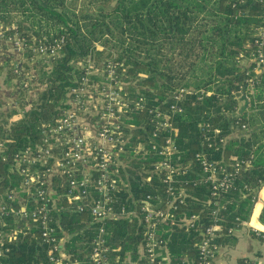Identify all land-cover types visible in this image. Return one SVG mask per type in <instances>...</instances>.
I'll use <instances>...</instances> for the list:
<instances>
[{
  "label": "trees",
  "instance_id": "16d2710c",
  "mask_svg": "<svg viewBox=\"0 0 264 264\" xmlns=\"http://www.w3.org/2000/svg\"><path fill=\"white\" fill-rule=\"evenodd\" d=\"M78 8V0H0V24L7 35L17 33L24 39V62L15 72L10 61L5 84L11 88L15 79L30 82L38 97L33 98L31 109L23 119L12 126L6 137L13 138L16 151L38 138L37 129L42 123L56 117L59 108L66 107L68 94L87 75L89 82H105L106 65L114 62L121 81L129 84V96L137 100L144 96L145 143L151 136L147 126L149 109L168 108L171 95L178 88L194 91L205 89L211 95L190 96L180 105L184 114L173 118L178 128L176 158L190 167L181 179L188 197L179 209L178 217L199 216L197 226L189 232L172 226L167 234L169 264H187L185 258L197 260L201 232L198 225L212 223L209 205L210 189L200 183L201 170L195 160L197 153H207L213 160L226 163L255 156L252 143L233 135L241 130L238 122L250 126V117H238L243 110L239 98L241 88L247 89L248 79L255 83L258 109L264 107V74L256 76L253 66L245 67L239 59L241 53L252 50L255 29L261 23V0H94ZM64 38L59 56L51 63L37 59L33 49L40 42ZM88 58L92 65L88 67ZM35 62L31 69L30 65ZM100 67L99 73L91 72ZM34 70L35 73H31ZM244 90V91H245ZM26 93V92H25ZM24 94V93H23ZM29 95H21L19 109L23 110ZM167 101L166 104H164ZM246 107V106H245ZM251 108L253 106H250ZM16 111L10 112V114ZM139 118V117H138ZM249 118V119H248ZM219 130L217 134L215 131ZM134 135L138 134L133 130ZM225 138L220 143L219 139ZM154 156L145 162V178L156 177L148 173ZM9 177H7V180ZM138 179H141L138 177ZM191 179L197 181L196 185ZM199 180V181H198ZM264 182V167L253 160L251 168L240 175L238 188L225 195L226 210L221 212V225L225 233L235 226V219H246L253 206V190ZM247 185L250 190H244ZM145 195L155 193L151 183L145 182ZM61 226L71 235L66 244L76 256L84 254L90 237L83 228L90 218L78 214L61 215ZM11 229H20L12 246L9 264H41L46 260L44 247L34 237L32 228L25 235L27 224L11 220ZM110 231L108 244L112 258H121L122 264L135 259L142 242V228L136 222L120 220L107 223ZM9 229H7L8 231ZM12 230H9L8 234ZM222 238L219 239L221 241ZM231 236V235H229Z\"/></svg>",
  "mask_w": 264,
  "mask_h": 264
},
{
  "label": "built area",
  "instance_id": "2783aa9c",
  "mask_svg": "<svg viewBox=\"0 0 264 264\" xmlns=\"http://www.w3.org/2000/svg\"><path fill=\"white\" fill-rule=\"evenodd\" d=\"M261 2L263 13L255 29L252 50L239 57L246 62L245 67L253 66L256 76L264 74V0ZM0 29L5 35L1 24ZM11 37L25 53L24 39L17 33ZM63 43L64 38L40 42L33 52L51 63L59 56ZM91 65L90 59L88 67ZM106 72V82H89L88 70L79 86L68 94L66 107L59 108L52 121L42 123L37 129L36 141L16 151L8 146L16 145V141L6 134L12 132V126L29 110L15 109L13 114H0V264H9L12 246L21 232L18 228L11 229L12 219L27 224L25 235L32 228L38 231L33 236L40 240L46 253L41 264H122L120 256H111L113 251L108 244L111 234L106 227L107 223L120 220L136 222L142 228L136 257L134 260L129 257L124 264H169L170 229L167 228L177 226L187 232L196 228L198 215L176 217L188 197L183 185L190 183L181 176L188 174L190 167L182 166L175 157L178 128L173 118L184 114L180 104L186 98L212 93L205 89L178 88L171 95L168 108L162 109V105L149 109L147 126L151 136L146 144V122L141 115L145 113L144 96L137 100L129 96V84L121 81L114 62H108ZM257 81L248 79L247 89L241 88L239 98L246 107L238 117L249 116L258 108ZM20 83L27 94L34 92L30 82ZM238 124L241 130L248 129L246 123ZM133 130L138 134L134 135ZM215 132L218 134L219 130ZM219 142L224 144L225 138ZM149 155L156 159L150 163L153 169L148 172L156 177L153 183L151 176L145 178V162L139 163ZM195 160L201 170L198 181L208 185L212 206V223L198 225L201 240L195 264H215L218 238L232 235L237 229L244 228L264 241V231L245 219L237 217L235 226L227 233L221 225V212L226 210L225 195L238 188L240 175L252 167L254 157L230 164L224 159L213 160L203 152L197 153ZM145 182L151 183L155 193L145 195ZM191 182L197 183L194 179ZM244 190L250 188L244 185ZM64 214L90 218L83 223L90 239L80 256L66 246L72 236L61 226ZM7 229L12 230L10 234Z\"/></svg>",
  "mask_w": 264,
  "mask_h": 264
},
{
  "label": "crops",
  "instance_id": "0c3cea01",
  "mask_svg": "<svg viewBox=\"0 0 264 264\" xmlns=\"http://www.w3.org/2000/svg\"><path fill=\"white\" fill-rule=\"evenodd\" d=\"M12 35L2 34L0 29V82L5 89V97L0 98V114H7L15 109H19L21 95L25 93L22 89V80L15 79L12 82L11 88L7 89L5 84L7 78V71L4 66L10 61L14 62L15 70L19 69V66L23 64L24 52L15 46L14 42L11 41ZM246 64L245 61H243ZM33 62L30 67H34ZM248 65V64H247ZM99 66L95 71L91 72L93 75H97L100 70ZM35 73L34 70H32ZM106 82V81H105ZM37 91L28 95L26 99L25 110L31 109V102ZM24 93V94H23ZM36 96V95H35ZM245 108V106H244ZM243 108V110H244ZM249 115L248 117H250ZM250 126L246 131L239 130L233 137L238 139H246L252 143V148L255 150L256 163L263 165L264 167V107L256 109L252 115ZM249 119V118H248ZM253 206L251 213L245 220L249 221L250 224L258 227L264 231V182L254 191ZM221 236L220 238H222ZM221 241L218 238V249L216 252L215 264H264V241L256 237L251 232H248L244 228L237 229V231L231 236H224ZM187 264H195V260L185 258Z\"/></svg>",
  "mask_w": 264,
  "mask_h": 264
},
{
  "label": "rangeland",
  "instance_id": "374dc122",
  "mask_svg": "<svg viewBox=\"0 0 264 264\" xmlns=\"http://www.w3.org/2000/svg\"><path fill=\"white\" fill-rule=\"evenodd\" d=\"M79 2H78V8L79 7H81L82 5H88L89 3H94L95 1L94 0H78ZM16 46V45H15ZM17 47V46H16ZM25 54V53H24ZM25 58V57H24ZM37 59H40V60H43L44 62H45V60H44V58H38L37 57ZM88 60H90L89 58H88ZM87 60V61H88ZM46 63V62H45ZM5 69H7L6 67H4ZM97 69V68H96ZM34 95V98H37L38 97V95H37V93H35V94H33ZM36 95V96H35ZM5 97V89H4V86L2 85V82H0V98H4Z\"/></svg>",
  "mask_w": 264,
  "mask_h": 264
}]
</instances>
